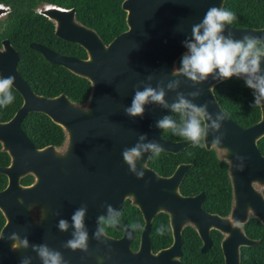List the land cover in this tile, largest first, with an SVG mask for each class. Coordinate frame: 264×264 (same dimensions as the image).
I'll list each match as a JSON object with an SVG mask.
<instances>
[{
	"label": "water",
	"instance_id": "1",
	"mask_svg": "<svg viewBox=\"0 0 264 264\" xmlns=\"http://www.w3.org/2000/svg\"><path fill=\"white\" fill-rule=\"evenodd\" d=\"M225 1L124 0L122 8L127 14V30L109 44L103 41L97 31L77 20L75 9H65L54 4L38 8L37 13L55 25L58 38L77 44L86 51L87 57L82 59L62 54L47 45L36 42L30 44V48L42 55L48 63L66 68L89 81L90 97L84 104L72 101L65 94L53 98L37 94L19 71V52L9 39L3 40L0 76L15 77L13 88L23 98V105L10 121L0 123V143L3 151L11 158L8 167L0 168V173L8 177L7 187L0 191V210L6 218L0 236L16 232L22 238L27 237L29 247L13 251L10 241L0 239V264H21L23 257H29L31 264H42L31 247L41 244L60 251L65 264L134 263V259H99L102 249L106 253L115 247L113 240L106 236L100 238L102 247L88 246L87 252H73L65 248V242L72 238L69 229L72 221H69V216L73 215L75 201L83 199L86 192L94 190L91 187L93 184L100 185L102 182L104 188L101 190L118 194L107 197L108 204L118 212L125 196L133 195L135 188L147 185L148 189H143L144 192H157L152 186L164 180L148 168L144 169V179H138L130 172L122 157L123 149L137 143L141 134L147 135L148 140H157L163 150L170 152H178L192 143H172L163 138V132L156 127V121L171 116L173 112L170 109L149 104L145 106L142 119L128 117L124 108L131 104L136 87L162 86L169 103L176 99L178 93H183L197 105L207 104L213 117L223 111L213 89L226 80L209 77L202 83L194 84L172 73L179 67V61L187 51L182 42L190 38L192 24L198 23L208 8L224 7ZM7 11V8L0 5V18ZM230 33L234 39H242L246 34L264 37V30L226 26L224 34ZM174 79H179L180 85L169 91L167 84ZM194 91H199L200 95H188ZM262 110V120L246 130H241L227 117L221 129L223 143L215 146L229 154L235 145H243L247 152L256 154L258 160L252 158L251 162L247 161L244 169L246 175H250L247 172L250 168L256 169L255 175L259 177H264V157L257 148V141L264 136V107ZM31 113L45 114L63 129L65 141L62 147L49 145L38 148L31 141L22 128L24 119ZM212 135L210 132L204 139L208 149L213 147ZM150 155L145 154L143 161L138 162V167L143 168ZM226 159L231 161L228 155ZM27 176H32L33 182L25 186L22 179ZM180 176L181 170H178L174 181H178L177 177ZM155 197L164 198L157 193ZM111 201L117 204L113 205ZM164 202H167V198H164ZM67 209L69 212H66ZM143 210L148 221L151 214L158 211ZM103 215H108L106 208ZM61 219L69 223L66 232L58 228ZM74 231L72 227V233ZM136 260L142 264V259ZM161 260L144 259V263H162Z\"/></svg>",
	"mask_w": 264,
	"mask_h": 264
},
{
	"label": "flooded vegetation",
	"instance_id": "2",
	"mask_svg": "<svg viewBox=\"0 0 264 264\" xmlns=\"http://www.w3.org/2000/svg\"><path fill=\"white\" fill-rule=\"evenodd\" d=\"M0 5L8 9L7 13L0 18L2 22L9 16L11 8L5 3ZM44 5L46 4L39 8ZM244 21L233 23L231 26L237 29L264 30L262 21H253L248 24H244ZM252 23L254 25H251ZM2 42L3 40L0 49ZM229 80L234 83L244 81L238 78ZM218 85L213 90L218 104L229 120L241 130L251 128L262 120V107L254 108L251 104V96H249L251 89L246 86L248 96L244 105L245 111L243 116H240L237 113L238 107L230 106L229 112L228 107L220 101ZM253 114L257 117V121L249 124ZM8 121H0V123ZM164 133L165 131H163V138L169 142L187 141L185 139L170 140ZM263 139L264 136L257 141V148L264 157L261 144ZM243 148V145H235L228 154L216 147L208 149L203 140L201 146H194L191 143L178 152L162 150L158 156H154L156 160L167 164L176 163L174 167H167L166 170L169 173L166 174L158 170L157 164L151 163L152 157H150L147 168L164 182L152 186L157 190L155 193L144 192L143 189H148L146 185L135 188L133 195H126L119 207L121 215L115 227H110L107 223L98 224V217L103 215L104 208L108 204L107 197H115L118 194H109L101 190L104 188L102 182L100 185L93 184L91 187L94 190L86 192L83 199L75 201L73 209L74 213L82 206L87 208L84 222L89 236L88 246H103L100 239L94 237L96 230L102 226L107 233L106 237L113 240L115 247L110 248L106 253L102 249L99 259H134L133 264H141L136 259H142V264H145L144 259H162V263L152 261L150 264H264V177L256 176L257 170L254 168L247 171L250 175L245 174V163L251 162L252 158L258 159L255 157L256 154L247 152L246 148L243 151ZM203 149L213 157L211 160H204ZM0 153H5L9 158V163L0 165V168L8 167L11 158L7 152L3 151L1 143ZM164 155L170 159L167 160ZM226 155L231 161L226 159ZM203 161L209 164L207 167L225 164L227 178L219 175H204L206 171L202 166ZM233 162H235L234 165ZM178 170H181V176L177 177L178 181H174ZM4 177L5 183L0 191L8 185V177L5 175ZM156 193L167 198V202H164V198H156ZM111 202L113 205L117 204L115 201ZM162 206L165 208L161 209ZM143 209L158 211L152 213L148 221ZM66 212H69V209ZM2 215L4 227L6 218L3 213ZM103 216L107 217V215ZM71 217L72 215L69 216V221ZM133 223L138 225L135 231L130 227ZM69 229L72 236V227ZM158 229H162L164 234L161 235ZM129 234H131L130 238Z\"/></svg>",
	"mask_w": 264,
	"mask_h": 264
},
{
	"label": "clouds",
	"instance_id": "3",
	"mask_svg": "<svg viewBox=\"0 0 264 264\" xmlns=\"http://www.w3.org/2000/svg\"><path fill=\"white\" fill-rule=\"evenodd\" d=\"M237 20L234 12L224 7H210L205 12L203 18L191 26L190 38L185 39L183 47L187 51L179 61V67L173 70V76H183L194 84L202 83L213 77L219 80H228L233 77L243 78L246 86L252 90L254 96V108L264 107V37L246 34L242 39H234L233 35H225L226 26H231ZM15 83L14 76H0V107L11 104L15 97L12 87ZM180 85L179 79L168 82L169 91L175 90ZM214 90V89H213ZM189 96L197 97L199 91L188 93ZM156 104L163 108L170 109L171 112L180 116L181 124L171 116H164L156 121V127L163 131H171L174 135L192 142L194 146H201V142L213 133L211 145L213 147L221 145L224 136L221 132L223 122L227 114L217 112L215 117L208 111V105H197L187 99L183 93H178L174 101L169 103L166 100L164 87H152L145 85L142 89L136 87L131 104L124 108L125 114L132 118H143L145 106ZM207 122V123H205ZM215 133H221L215 135ZM163 150V146L155 139L148 140L147 135L141 134L138 142L131 147H126L122 151L124 162L128 165L130 172L138 179L145 177L144 169L138 167V162L143 161L145 154L150 153V157L158 156ZM243 159L242 157H237ZM107 217H98V224L107 223L110 227H115L119 223V213L111 204L106 205ZM87 212L86 206L78 208L72 215V227L75 231L72 238L63 245L73 252L81 250L87 252L89 236L85 228L84 220ZM135 231L138 227L136 223L130 225ZM58 228L66 232L69 223L66 220H59ZM163 235L164 231L158 229ZM104 227H99L94 233L96 239L106 236ZM131 234H129V238ZM2 240L11 242L12 250L18 251L27 249L29 241L27 237H21L16 232H11L7 236H0ZM32 250L37 253L42 264H65L62 253L49 248L46 244L32 245ZM21 264H31L29 257H23Z\"/></svg>",
	"mask_w": 264,
	"mask_h": 264
},
{
	"label": "trees",
	"instance_id": "4",
	"mask_svg": "<svg viewBox=\"0 0 264 264\" xmlns=\"http://www.w3.org/2000/svg\"><path fill=\"white\" fill-rule=\"evenodd\" d=\"M124 0H0L10 6L11 12L5 21L0 22V46L1 41L9 39L20 55L19 71L31 88L39 95L46 97H57L61 94L67 95L72 101L84 104L90 97L91 85L88 80L74 75L61 66L48 63L42 55L33 51L30 44L33 42L47 45L54 50L68 55L85 59L86 51L79 45L64 41L55 34V25L46 17L38 14L36 9L43 4H54L65 9H75L77 20L83 25L94 29L106 44L112 42L118 35L127 30L126 12L122 8ZM234 12L237 20L234 23L244 21L248 24L253 21L264 23V0H227L225 7ZM251 25H254L253 23ZM220 98L228 107H238V114L243 116L246 104V84L244 81L227 80L217 86ZM14 101L6 107H0V121L10 120L22 105L21 95L12 87ZM251 104H254L253 92ZM253 110V107H252ZM177 124H181L180 116L171 115ZM242 120V117H240ZM257 121L253 114L252 124ZM22 127L39 148L48 145L62 146L65 141L63 129L42 113H31L27 115ZM164 135L170 140L183 139L174 135L171 131H165ZM202 144V142H201ZM264 151V139L262 140ZM196 152V151H194ZM204 160H211L205 149ZM167 160L170 158L166 157ZM196 158V157H194ZM9 158L5 153H0V165L8 164ZM151 163L158 165L162 174L169 173L167 167H174V163L167 164L152 157ZM203 161L204 175H219L227 178V166L225 164H214L207 167ZM207 167V168H206ZM33 182V177L28 176L22 180L24 185ZM5 177L0 174V189L4 186ZM4 225V217L0 212V231Z\"/></svg>",
	"mask_w": 264,
	"mask_h": 264
}]
</instances>
